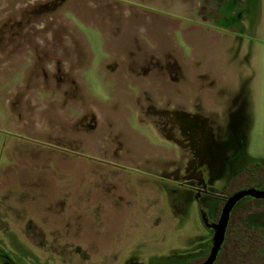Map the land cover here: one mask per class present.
I'll use <instances>...</instances> for the list:
<instances>
[{
	"label": "rangeland",
	"instance_id": "rangeland-1",
	"mask_svg": "<svg viewBox=\"0 0 264 264\" xmlns=\"http://www.w3.org/2000/svg\"><path fill=\"white\" fill-rule=\"evenodd\" d=\"M52 1L24 21L45 26L30 36L56 77L31 72V39L0 53V258L117 264L129 251L190 249L206 226L194 204L175 218L167 194L185 160L143 111L236 106V137L263 157L264 0ZM216 14L235 26L216 28Z\"/></svg>",
	"mask_w": 264,
	"mask_h": 264
},
{
	"label": "flooded vegetation",
	"instance_id": "flooded-vegetation-1",
	"mask_svg": "<svg viewBox=\"0 0 264 264\" xmlns=\"http://www.w3.org/2000/svg\"><path fill=\"white\" fill-rule=\"evenodd\" d=\"M3 1L0 0V2ZM94 2H97L93 5L96 8L102 4L101 0ZM11 3L12 8L4 12L7 16L0 19V30L6 39L0 41V49H3L0 52L1 55L5 58L6 54L20 53L23 50V41L18 38L31 39L32 41H25L26 51L32 47L35 53L31 57L33 60L31 72H40L41 78L46 81L49 75L56 77L58 73H43L42 71L46 69V63L40 64L41 60H39V57L43 55L52 57L53 54L49 52L50 49L43 48L44 50H40L41 48L35 45L38 43L30 36L34 30L37 31L36 33L44 32L45 26H38L36 21L39 19L34 20L35 22L31 24L34 29L32 31L29 28L30 24L26 26L31 19L28 18L29 21L26 25L24 21L31 13L37 14L40 11L49 10L50 8H46L52 5L53 1L12 0ZM18 5H20L19 8ZM246 9L247 7H244L243 12ZM0 10H2L1 6ZM19 11L25 12L20 15ZM219 16L216 14L214 18L215 24H218V26L215 25L216 28L224 27L227 24L228 26H235L236 20L233 23L231 21L226 23V16L221 17V19ZM240 16L244 21L239 23L238 28L241 32H245L243 23L247 17ZM50 21L52 22V20ZM49 23L46 21L44 25ZM59 23L62 27H67L64 21H59ZM8 28L12 32L7 35ZM65 45L67 44L65 43ZM18 49L20 52L17 51ZM52 59L54 61V57ZM27 60L30 61V58ZM55 61L58 62L59 59ZM198 67H200L199 64ZM12 75L29 77L27 76L29 74L16 73ZM8 79L5 80L4 78L3 80L6 82V86L10 84ZM12 91L7 87L6 93ZM235 107L232 106L231 108L236 114L230 111L231 109L228 112L224 110L222 114L221 112L217 113L212 109H204L198 104L194 105V112H186L183 109L168 110L158 106L143 107L146 118H149L151 122L153 121L154 127L159 130L163 139L174 144L179 158L185 160L182 170L175 169L173 173L171 170L169 171L171 172L170 175L175 177L170 181L174 184L167 190L174 216L180 218V214L194 204V209L206 226L207 236L199 238V240L196 236L194 242L197 244L183 251L173 250L166 253L158 251L153 254L129 251L119 257L114 255L116 261H119L117 264H200L206 259L211 248L214 230L208 225H214L218 222L221 209L228 198L239 191L252 188L264 191V156H251L246 153V145L243 140L236 137L235 128H240L237 123L241 124L242 121L241 111H236ZM233 143L236 145L233 146ZM165 180L170 179L165 178ZM114 192L117 193L119 190L116 189ZM237 249H240L241 256L245 258L251 256L264 262V198L246 195L235 202L230 211L223 244L213 264L216 261H221L222 258H227L233 250ZM84 255L86 257L84 260L90 257L87 253ZM201 256L203 258L200 260ZM5 264L14 263L6 260Z\"/></svg>",
	"mask_w": 264,
	"mask_h": 264
},
{
	"label": "water",
	"instance_id": "water-1",
	"mask_svg": "<svg viewBox=\"0 0 264 264\" xmlns=\"http://www.w3.org/2000/svg\"><path fill=\"white\" fill-rule=\"evenodd\" d=\"M246 195L254 197V198H264V191L252 188V189L239 191L228 198V200L226 201V203L223 205L221 209L218 222L215 223L214 225H208V227H211L214 230L213 236L211 239V248L209 250V253L206 259L202 261L200 264H213L214 263L218 255V252L221 248V245L223 244V241H224L225 230H226V226L228 223L230 211L233 205L235 204V202Z\"/></svg>",
	"mask_w": 264,
	"mask_h": 264
},
{
	"label": "trees",
	"instance_id": "trees-1",
	"mask_svg": "<svg viewBox=\"0 0 264 264\" xmlns=\"http://www.w3.org/2000/svg\"><path fill=\"white\" fill-rule=\"evenodd\" d=\"M1 253L2 252L0 251V254ZM4 258H5V260L0 258V260H2V261H0V264L4 263L6 260L11 261L10 259H8L9 257L7 259H6V257H4ZM202 258L203 257L201 256L199 259L201 260ZM247 259L249 260V262ZM215 264H264V262H262L259 259H256L255 257H251V256L245 258V257L241 256L240 249H237V250H233V252H231L230 255L227 256V258H225V259L222 258L221 261H219V262L216 261Z\"/></svg>",
	"mask_w": 264,
	"mask_h": 264
}]
</instances>
